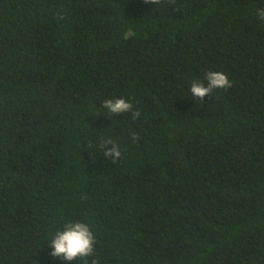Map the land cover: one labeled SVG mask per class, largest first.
<instances>
[{"label":"trees","instance_id":"obj_1","mask_svg":"<svg viewBox=\"0 0 264 264\" xmlns=\"http://www.w3.org/2000/svg\"><path fill=\"white\" fill-rule=\"evenodd\" d=\"M261 10L0 0V264H264ZM208 71L232 87L193 97ZM116 98L139 118L110 116ZM77 221L94 255H50Z\"/></svg>","mask_w":264,"mask_h":264},{"label":"clouds","instance_id":"obj_2","mask_svg":"<svg viewBox=\"0 0 264 264\" xmlns=\"http://www.w3.org/2000/svg\"><path fill=\"white\" fill-rule=\"evenodd\" d=\"M145 3L159 5L162 0H145ZM261 18H264V10L259 12ZM135 33L131 30L124 34V39L128 40ZM206 81V83H205ZM232 87L231 81L227 75L218 71H208L204 75V81L195 80L190 85V91L193 97L203 98L207 95L211 97L214 89H228ZM102 107L107 110L110 116L131 113L132 119L140 116L138 110L133 109V104L124 99H106ZM136 137L133 136V139ZM100 148L103 150L105 157L110 158L113 162L121 157V151L118 144L113 139L105 138L100 141ZM95 237L88 224L84 222H68L64 225L63 230L57 231L51 240L50 246L53 249L50 255L62 258L66 261H76L80 258L93 256L95 252ZM93 264H96L95 260Z\"/></svg>","mask_w":264,"mask_h":264}]
</instances>
